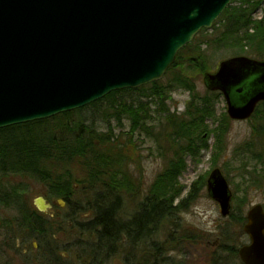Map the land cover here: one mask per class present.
I'll return each instance as SVG.
<instances>
[{"label": "trees", "instance_id": "trees-1", "mask_svg": "<svg viewBox=\"0 0 264 264\" xmlns=\"http://www.w3.org/2000/svg\"><path fill=\"white\" fill-rule=\"evenodd\" d=\"M238 1L241 4L233 6ZM260 5L259 2L253 3L251 0H233L232 5L216 22L212 29L214 31L201 40L198 52L194 53L192 50L186 57L188 59H184L185 52L193 46L197 40L195 39L179 52L175 64L162 80L138 89L113 92L103 100L90 105V108H94L108 101V107L104 110L105 117L109 120L117 119L119 125H122L123 116L130 120L131 130L126 142L120 135L114 134L111 125L109 131L100 133L84 124L81 113L89 108L88 106L51 119L0 129V175L12 183L9 188L0 185V206L14 207L19 214L18 217L12 216V219H9L7 224H12L9 228L3 226L6 241L0 244V250L3 245L10 247L12 244L13 251L18 255L23 250L17 248L20 237L22 247L37 239L43 247L38 257L40 263L51 264L49 258H55L45 243H50V239L46 238L49 229L47 227L52 225L58 229V224H52V219H45L29 204L30 184L35 182L46 187L49 200L61 199L73 211L87 210L93 213L91 221L83 224L82 233L85 236H92L95 241V245L88 250L90 254L96 255L94 258L98 255L103 257L106 252L108 257H111L113 255L111 253L118 250L123 236L127 238L126 245L131 247L132 251L144 250L148 244H151L150 253L153 257L151 260L155 259L151 264H162L160 261L166 262L170 258L169 253L178 251L171 248L169 241H155L156 232L170 225V222L174 226L173 220L188 209L199 196L200 190L207 187L206 179L202 178L185 198H179L182 186L178 183V179L186 168L185 157H196L202 150L208 148L207 140L201 133H197L200 128L198 124L203 123L212 111L208 106L215 105L221 97L219 93L209 92L205 98H200L188 81V77L183 76L184 66L192 70L199 69L201 73L207 72L209 68L207 52L212 50L213 54H216L220 49L226 48V45L229 46L228 51L236 50L232 56L253 55L263 60L264 13L260 20L253 19V13ZM209 31L203 30L200 35ZM203 45H205L204 49ZM177 70L180 73L176 75ZM164 80H167V83ZM178 88L186 89L191 95L187 110L182 114L172 111L167 105L170 99L167 93ZM134 93H139L146 101L139 100L127 105L123 100H115L124 94ZM75 114L79 118L72 122L74 119L71 118ZM256 115H261L264 119V103L259 106ZM223 121L222 128L216 131L221 151L225 149L229 118L226 117ZM24 129L31 135L28 143L11 140L12 133ZM136 134L153 140L159 146L161 157L167 164L147 195L142 196L138 209L139 216L133 217L126 226L118 222L114 215L121 211L120 198L124 189L130 194L134 190L133 181L136 182V179L129 174V169L132 167V154L137 150V145L133 143ZM253 136L255 140H251L245 146L248 152H253L256 140L264 151V127L255 129ZM72 166L80 167L85 173L86 179L83 185L86 191L94 192V199L85 205L76 202L73 197L74 182L79 183V181L72 178ZM123 170L127 174L125 177L122 175ZM114 194L117 196V202L113 207L104 208L102 203L108 196ZM177 199L180 201L174 205ZM244 220L239 223L240 226L246 221ZM175 227L180 229L181 225L176 223ZM120 228L126 229V233L121 232ZM236 251L237 249L229 250L233 255L237 253ZM25 258L24 264H34L31 258ZM124 259L128 260V255Z\"/></svg>", "mask_w": 264, "mask_h": 264}, {"label": "water", "instance_id": "water-1", "mask_svg": "<svg viewBox=\"0 0 264 264\" xmlns=\"http://www.w3.org/2000/svg\"><path fill=\"white\" fill-rule=\"evenodd\" d=\"M232 2L0 0V129L162 80L178 53L203 29L211 30ZM204 78L209 90L223 93L234 121L251 119L264 102V61L231 58ZM207 188L228 216L233 193L220 169ZM35 205L41 212L52 209L44 197ZM245 233L250 243L239 250L241 261L264 264L263 206L249 211Z\"/></svg>", "mask_w": 264, "mask_h": 264}, {"label": "rangeland", "instance_id": "rangeland-1", "mask_svg": "<svg viewBox=\"0 0 264 264\" xmlns=\"http://www.w3.org/2000/svg\"><path fill=\"white\" fill-rule=\"evenodd\" d=\"M251 1L261 4L253 13V19L260 20L264 13V0ZM240 4L241 2L238 1L233 6H239ZM213 31L210 30L202 35L198 34L195 38L197 39L196 42L185 52L184 59H188L186 57L192 50L197 53L201 40H204ZM227 47L229 46L226 45V48L220 49L216 54H213L212 50L207 52L209 60L207 72L201 73L199 69L192 70L186 65L184 66L182 74L184 77H188V81L196 89L195 93L200 98H205L209 92L219 93L221 97H219L215 105L208 106V109H212V111L209 112L203 123L198 124L200 128L197 133H201L202 137L207 140L208 148L202 150L196 157H185L186 168L178 179V183L182 186L179 197L182 199L194 189L199 180L204 178L207 183L214 170L220 169L233 193L231 212L224 217L220 205L209 196L208 186L200 190L199 196L189 205L188 209L173 220L175 224L181 225L180 229L176 228L175 224L173 226L170 222L171 226L168 224L167 227L161 228L156 232L155 241H169L171 248L174 250L178 249V251L168 254L170 258L166 262L160 261L162 264H242L238 251L250 242L249 236L245 233L248 213L255 205L264 207V151L263 148L258 146V140H256L257 143L252 153L248 152L247 147H245L254 139L253 131L264 127L263 116L256 115L258 108L255 115L249 120L234 121L230 119L223 93L209 90L204 78L206 74H216L221 63L231 58L245 56L256 61H264V59L260 60L253 55L245 54L232 56L236 50L228 51L229 48L227 49ZM204 48L205 45H203ZM175 73L177 75L180 71L177 70ZM164 82L167 83V80H164ZM167 95L170 96L167 105L172 108V111H177L179 114L186 112L187 105L191 100L190 92L184 88H178L170 90ZM115 100H123L127 105L136 103L139 100H142V102L146 101L141 98L139 93L124 94ZM88 107L81 113L84 124L93 127L100 133L109 131V126L111 125L115 135H120L125 142L129 139L127 135L131 130V123L126 116H123L122 125L118 124L117 119L109 120L108 117L104 116L108 101L102 102L94 108ZM226 117L229 118L228 131L225 137V149L221 151L216 131L222 126ZM78 118L79 116L75 114L71 118L74 119L72 122H75ZM30 138L31 135L24 129L20 132L12 133L11 140L25 144L28 143ZM133 143L137 145V150L132 154L131 159L133 162L131 163L132 167L129 169V174L136 179V182L133 181L134 190L130 194L127 189H124L122 198H120L121 211L114 215L118 222L126 226L133 217L139 216L138 209L142 202V196L147 195L149 189L156 183L158 175L165 170L167 164L165 159L161 157L159 146L153 140L136 134ZM122 163L125 167V162L123 161ZM71 174L75 181H79V183L74 182L73 197L75 201L84 205L88 201L91 202L95 195H93L94 192L86 191L85 185H83V181L86 179L85 173L80 167L72 166ZM122 175L124 177L127 176L125 170H123ZM1 184L5 188H9L12 185L11 181L0 175ZM30 192L29 204L34 209H37L35 200L40 196L45 197L53 205L52 210L48 214L37 212L47 220L52 219V224H58V229L52 225L47 227L49 229H47L46 234L50 239V243L44 242L45 246L49 247L55 256L54 259L52 257L49 258L51 264H90L91 259H97L96 264L103 261L102 264H151L155 260H151L153 258L150 253L152 252L151 244H148L144 250L136 249L132 251V248L126 245L127 238H124V236L118 250L111 253L113 254L111 257H108V252H106L103 257L98 255L97 258H94L96 255L90 254L88 250H91V246L95 245V241L92 236H85L82 233L83 224L91 221L93 213L86 210L81 211L79 214H74V212L78 211L69 209L65 204L62 206L57 200H49L47 198V189L41 184L31 182ZM180 199H177L174 205L178 204ZM115 202H117V196L114 194L110 197L108 196L102 206L104 208L113 207ZM18 215V211L14 207L6 208L0 206V244L6 241V236L3 235V226L6 229L9 228L12 225L7 224L9 219H12V216L18 217ZM242 219L246 221L244 220L243 226H240L239 223L242 222ZM125 230L120 228L121 232L126 233ZM178 238H181V240ZM20 239L17 241V248L23 250L18 255L13 251L12 244H10V247L2 246L0 264H24L25 257L31 258L34 264H41L38 257L43 247L39 241L34 239L22 247ZM236 249L237 253L234 255L229 252V250ZM127 255L128 261H122Z\"/></svg>", "mask_w": 264, "mask_h": 264}, {"label": "flooded vegetation", "instance_id": "flooded-vegetation-1", "mask_svg": "<svg viewBox=\"0 0 264 264\" xmlns=\"http://www.w3.org/2000/svg\"><path fill=\"white\" fill-rule=\"evenodd\" d=\"M47 200V199H46ZM59 200H61V199H59ZM59 200H57V201H59ZM47 202H48V200H47ZM49 204H51L50 202H48ZM52 205V204H51ZM65 205L67 206V203L65 202ZM52 207H53V205H52ZM52 210V209H51ZM51 210H49V211H47V212H40V213H43V214H48ZM80 212H74V214H79ZM48 240H49V238L48 237H46ZM238 255H239V252H238ZM99 260H102V259H99ZM107 260V259H106ZM105 260V261H106ZM240 260H241V258H240ZM97 261V259H91L90 260V264H96L95 262ZM122 261H128L127 259H123ZM104 262V261H103ZM102 262V263H103ZM242 262V261H241ZM102 263H98V264H102ZM243 264V263H242Z\"/></svg>", "mask_w": 264, "mask_h": 264}]
</instances>
